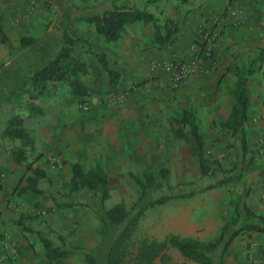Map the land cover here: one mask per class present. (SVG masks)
I'll return each instance as SVG.
<instances>
[{"label":"crops","instance_id":"0c3cea01","mask_svg":"<svg viewBox=\"0 0 264 264\" xmlns=\"http://www.w3.org/2000/svg\"><path fill=\"white\" fill-rule=\"evenodd\" d=\"M138 2L158 18L160 25L170 19L175 21L179 27L177 39L162 45L157 40L154 23L139 20L126 24L117 40L107 41L87 20L89 15L82 17L75 49L88 68L81 80L89 93L79 96L68 88L65 92L72 102L58 100L57 105L43 102L39 114H28L29 110L20 113L34 140L28 161H34L33 166L43 168L51 178L53 167L64 168L71 177L72 163L86 165L87 160L94 161V167L100 165L107 172L111 189L112 177L126 179L134 175L143 179L148 173L159 177L164 167L169 170V178L177 176L175 170L188 177L189 163L199 160L198 153L192 137L178 135V125L173 120L185 111H192L204 137L206 159L210 155L217 158L220 165L232 171L233 178L210 190H204L205 186L197 188L190 198H177L179 211H170L165 216L170 235L208 242L216 239L232 218H239V224L258 223V218L245 215L244 210L264 215V0H132L131 6H137ZM219 14L224 17L213 55L204 60L207 71L194 73L173 89L164 64L191 57V45L200 29L212 26ZM92 34L88 46L83 47L81 41ZM6 35L16 52L1 64L7 72L0 76V94L27 81L31 66L45 64L60 49L62 41L61 33L55 38L54 47H48L44 41V51L39 54L34 47L36 41L21 47V37L31 35H14L15 38ZM98 54L104 55L108 68ZM108 69L115 73L113 81ZM241 77L246 81L249 97L245 123L248 152L244 158L232 130L224 126L237 103V83ZM59 83L51 82L41 95L61 91L65 84ZM115 94L122 97L117 105L107 99ZM27 95L29 98V93L24 96ZM83 101L89 102V111H80ZM6 111L10 115L8 108ZM182 127L186 132L191 130L188 124ZM12 146L11 141L7 152H3V147L0 149V178L8 189H14L21 179L31 175L27 167L15 161ZM39 154L42 156L37 159ZM221 172L217 177L222 176ZM204 176L207 181L218 179L209 174ZM202 209L205 214L196 213ZM245 235L257 239L264 248V233L248 232L241 236ZM239 237L226 254L230 261L243 259L241 251L237 253L234 249L242 242Z\"/></svg>","mask_w":264,"mask_h":264},{"label":"trees","instance_id":"16d2710c","mask_svg":"<svg viewBox=\"0 0 264 264\" xmlns=\"http://www.w3.org/2000/svg\"><path fill=\"white\" fill-rule=\"evenodd\" d=\"M156 1L149 0V2ZM179 1L186 2L188 0ZM87 20L95 26L97 32L102 34L107 41L117 40L126 24L139 20L154 23L157 40L162 45L172 44L177 39L179 32V27L175 21L170 19L162 26L158 23V18L149 10L139 9L136 6L127 4H113L112 7L105 8L100 13L89 15ZM0 36L1 42L6 44L11 53L14 54L16 50L9 41L1 22ZM78 40L67 33L63 34L61 47L57 53L48 59L45 64L31 66L29 79L11 92H16L19 99L29 93V98L34 100L39 98L45 87H48L51 82H61L63 84L67 83L75 95L84 96L88 94L89 88L81 80L82 75L87 72L88 68L85 61L76 52L75 45ZM34 41L32 37L22 36L21 47L29 46ZM97 56L103 65L108 68V62L104 55L98 54ZM108 71L113 81L115 73L111 69H108ZM6 72L5 66L1 65L0 76ZM237 89V103L234 105L231 116L224 123V126L232 130L235 140L240 144L241 156L244 158L248 152L245 123L249 97L246 94V81L242 77L239 78ZM27 108L32 110V115L42 112L40 107L34 105V102L29 103ZM175 118L173 121L178 125L177 133L179 136L184 137L187 134L182 125L188 124L191 127L189 134L198 153L202 174H209L213 178H218L206 185L204 190L213 189L233 178L230 169L222 165L214 169L209 166L204 152V137L194 119L193 112L185 111ZM3 134L12 140V154L15 161L18 164L25 163L27 170L31 172V175L27 176L25 180L21 179L15 186L12 191L14 195L21 196L28 192L49 193L57 208L82 205L83 203L78 198L79 192L90 193L97 197L100 205L99 216L103 222L102 239L105 242L112 238L105 264H181L176 262L173 255L170 254V247L177 248L186 260L196 264H223V255L235 238L248 232L264 233V215H255L248 208H245V215L258 218V223L243 222V224H239V218H232L225 224L221 234L216 239L208 242H203L194 237L182 238L176 234H172L162 241L150 236L136 239L135 231L149 207L164 204L173 198H190L196 194V189L186 193L166 194L167 191L169 193L173 189H167L169 186V170L164 167L161 170L162 181L152 173H148L144 179L133 175V179L141 189L140 199L151 197L150 201L144 206L137 209L134 205L132 209H128L126 204L121 202L108 208L106 202L111 197L110 180L102 166L98 165L89 169L81 162L72 163V175L69 182L71 188L65 194L55 188L54 180L43 168L34 167V161H28V154L33 150L32 143L34 140L24 127L23 116L11 112ZM41 156L39 154L37 159ZM219 171H222L221 177H217ZM153 188H156V190L149 193ZM61 197L68 199L62 200ZM17 223L24 232L33 233L38 237L50 263L67 259L76 252H83L86 264H100L98 247L89 249L83 246L70 245L66 237L47 220H43L37 225L33 223L31 216L22 215Z\"/></svg>","mask_w":264,"mask_h":264},{"label":"rangeland","instance_id":"374dc122","mask_svg":"<svg viewBox=\"0 0 264 264\" xmlns=\"http://www.w3.org/2000/svg\"><path fill=\"white\" fill-rule=\"evenodd\" d=\"M131 1L132 0H0V22L10 38H15L14 35L17 36L22 34L31 35L28 37H32L33 39L36 38L34 47L40 54L44 51V41L48 47H54L57 44V39L55 38H58L60 33L62 36L67 33L73 38L78 34L81 35L83 23L80 20L82 17L100 13L105 8L112 7L113 4L131 5ZM137 6L136 7L139 9H145V7L141 6L140 2H138ZM85 27L86 25L84 24V28ZM92 36L93 34L89 35V37L86 36V39L84 38L81 41V44H84L83 47L88 46ZM17 40L16 38L15 41ZM10 55V48L1 42L0 36V66L2 62L5 61L4 59L10 57ZM59 84L62 85L61 82ZM64 84L67 86L64 85L61 91H54L53 94H46L47 92H45L44 94L47 95L46 97L43 94L34 100L28 98V95L19 99L17 98V93L11 91L0 94V105L3 107L0 106V149L3 147V152L9 150L12 141L2 133L11 115V113L8 115L6 111L7 108L10 112L20 115L21 112L25 113L28 111L27 105L29 103L34 102L35 106L41 108L40 105H42L43 102L52 105H57L58 100L72 102V98L65 92L66 89L70 87L67 83ZM15 85L18 84L15 83ZM14 111H16V113ZM80 111L85 112L81 109ZM28 112V114H31L32 110ZM189 131L184 137L191 138ZM194 150H196L195 147ZM208 158L209 166H214L217 163L218 165L221 164L218 162V159L214 158L212 155ZM52 159L53 158L49 159L51 165ZM160 164L161 163H159V166ZM20 165L26 167L25 163ZM94 165V161L87 160L85 166L91 169L94 168ZM189 167L191 172L188 177L181 176V172L175 170L177 176L169 178V186L167 187V189H173V191L169 193H167V191L166 194L189 192L192 189L203 188L212 182L209 180L207 181L206 177L202 174L200 169H198V167H200L198 159L191 161ZM64 171V168L53 167L51 175H53L52 179L54 180L56 189L67 194L71 188V185H69L70 177L67 176ZM113 173L117 174V171ZM157 178L160 181L163 180L161 174ZM3 180V178H0V264H86L83 252H76L67 259L50 263L38 237L33 233L24 232L18 225V219L22 215L31 216L33 223L37 225L43 220L49 221L57 231L66 237L70 245L83 246L89 249L98 247L100 264L106 263L107 253L112 238H109L105 242L102 239L103 222L99 216L100 205L95 195L79 192L78 198L83 203L82 205L57 208L49 193L38 194L28 192L21 196L14 195L12 193L13 189H8L4 185ZM112 186L111 197L106 202V207L108 208L117 203L124 202L128 209H132L134 205L139 209L151 199V197L140 199L141 189L133 178L123 179L120 176L112 177ZM155 190L156 188H153L149 193ZM61 199L67 200L68 198L61 197ZM173 199L175 200L170 199L164 204H157L149 207L145 211L135 231L136 239L150 236L162 241L170 236V232L166 226L165 216L170 211H179L177 205L178 200L177 198ZM172 206L175 207L172 209ZM169 208L171 209L169 210ZM196 213L205 214L206 211L202 209L198 210ZM239 238L242 242L238 246L236 245L234 249H237V253L241 251L240 253L243 259L236 262L230 261L227 259L226 255L227 252L229 253L228 249L223 255V264H264L263 244L259 243L257 239L247 238V235L243 237L240 236ZM239 246H241L242 249L241 247L239 248ZM169 252L178 263L196 264L182 258L178 249L175 247H170Z\"/></svg>","mask_w":264,"mask_h":264},{"label":"built area","instance_id":"2783aa9c","mask_svg":"<svg viewBox=\"0 0 264 264\" xmlns=\"http://www.w3.org/2000/svg\"><path fill=\"white\" fill-rule=\"evenodd\" d=\"M223 17V14L217 15L212 26L200 29L197 40L191 45V51L193 52L191 57L164 64L165 69L170 74L171 87L173 89L183 85L194 73L207 71V65L204 60L211 58L213 55V49L221 31L219 24ZM107 99L113 105H117L122 101V97L116 94L108 96ZM80 109L89 111V102L81 103Z\"/></svg>","mask_w":264,"mask_h":264}]
</instances>
